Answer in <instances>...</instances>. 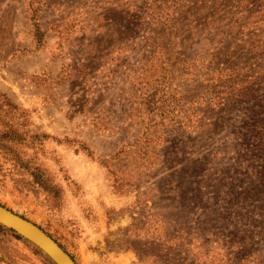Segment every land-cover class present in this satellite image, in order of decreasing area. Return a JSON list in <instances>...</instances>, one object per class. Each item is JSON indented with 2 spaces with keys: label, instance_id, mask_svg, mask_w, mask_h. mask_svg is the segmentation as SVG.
Returning <instances> with one entry per match:
<instances>
[{
  "label": "rangeland",
  "instance_id": "rangeland-1",
  "mask_svg": "<svg viewBox=\"0 0 264 264\" xmlns=\"http://www.w3.org/2000/svg\"><path fill=\"white\" fill-rule=\"evenodd\" d=\"M0 205L76 264H264V0H0Z\"/></svg>",
  "mask_w": 264,
  "mask_h": 264
},
{
  "label": "water",
  "instance_id": "water-1",
  "mask_svg": "<svg viewBox=\"0 0 264 264\" xmlns=\"http://www.w3.org/2000/svg\"><path fill=\"white\" fill-rule=\"evenodd\" d=\"M0 224L37 245L56 264H76L70 254L43 229L3 205H0Z\"/></svg>",
  "mask_w": 264,
  "mask_h": 264
}]
</instances>
